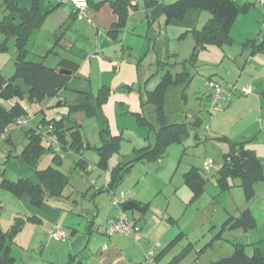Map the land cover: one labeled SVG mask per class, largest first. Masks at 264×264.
<instances>
[{
    "label": "rangeland",
    "instance_id": "374dc122",
    "mask_svg": "<svg viewBox=\"0 0 264 264\" xmlns=\"http://www.w3.org/2000/svg\"><path fill=\"white\" fill-rule=\"evenodd\" d=\"M250 1L238 0L240 4ZM158 2L160 3L159 0ZM253 10L262 15L264 14L263 6L255 4ZM2 14L3 11L0 7V18ZM203 15L209 17V13L205 11ZM250 15L255 18V12ZM187 19L188 14H186L182 21L172 22L166 26L163 17L161 27L157 22L153 25V33L155 37H158L156 43L159 55L167 60L165 61L167 62L164 67L165 70H170L175 75L182 71L183 63L187 60L185 64L189 67L188 69L193 80L188 88L185 89L186 98H183L182 90L177 88L172 93L170 101L175 109L179 106L177 120L189 123L192 121L191 117L193 116H198L201 119V126L197 129L199 140H195L194 131L192 130L182 143L171 144L167 148L165 156L159 161H137L116 191H114L116 196L123 194L122 201L124 202L128 201V198H131L132 194L136 198H140L142 202H149L148 211L138 220V224L141 227L139 231L141 240L139 242H136L132 236L121 234L107 236L105 234L107 227L106 219L108 220L117 213L116 207L112 205L110 193L105 191V178L110 176L113 169L121 162L131 158L133 147L139 146L138 144L142 140L149 144L153 143L151 129L149 126L140 124L137 121V113L127 108L125 113L121 112V114L110 115L109 123L112 126V130H117L116 136L120 137V147L118 153H114L109 157L104 171L98 167L100 158L96 149L101 146L102 142L95 117L87 116L82 112H74L69 116L70 119L79 125L78 132L83 146L81 152H75L72 149L75 130L64 131V143L59 146L61 153L60 163H56L53 160L54 149H51L50 144L45 139L41 141L44 152L40 156L36 168L38 170L52 168L68 178V184L59 199L66 203L69 210L72 209V213L66 214L68 221L64 224L62 223L55 231H62L68 236L72 227L77 228L79 236H83L81 240L79 239L80 244L77 252L78 254H82L83 258L90 255V253H94L99 247L104 246L105 243L106 245L107 243L116 244L126 254L140 253L143 255L145 251L144 254L149 255L152 251V255L155 256L166 244L172 240H176L169 248V250L171 249L170 253L165 254L160 259L161 261H158L159 264L169 262L173 255L179 251L181 252L189 243L192 244L191 249L177 264H192L195 260L199 264H206L218 260L220 256H224L220 254H224L228 247L224 239L215 240V237L220 233L221 223L226 218V216L224 217L225 208L233 210L234 207L244 205L247 202L249 206L256 207V209L263 207V180L254 185L253 196L247 200L243 189L237 186L239 184L238 179L231 180V188L221 192L220 187L215 184L216 182L213 178L217 168L222 163V154L225 150V145L213 139V137L228 133L236 135L249 126L253 127L254 130H258L257 128L261 127L256 124L261 114V109L247 104L245 97L235 96L228 102H220L218 105L219 111L214 110V103L209 98V93H212V91L207 86V78H215L223 84L235 82L239 76L238 74L244 70L242 68L245 61L244 57L241 62L236 63L223 59V52L226 49L236 50L238 54L240 53L236 45L229 47L223 45L222 49L210 47L208 50L198 53L193 61L194 65L191 66V62L188 59L192 54L194 44L192 34L190 31L183 34L180 31V26H178L184 25ZM236 25L232 31L236 30ZM146 26H144V22H136L135 30H137V34L143 33L142 37L134 36L135 40L140 43L136 52L140 57L146 56L145 62L148 64V68H152V63L149 65V62H152L155 53L153 54L151 50L149 53H146V48H141L147 41L151 42L152 38V36L148 38L145 36ZM262 29H264V25ZM130 32L132 33V31ZM162 34L165 35L164 46L161 45L163 40ZM262 35H264V31ZM1 41L2 37L0 35ZM59 49L61 50V48H57L56 50L58 51ZM14 61V46L12 41H9L7 50L0 51V75L5 79H9L15 74ZM45 64L52 66V58H48ZM84 71L92 72V82L96 84V78L99 75L97 70L94 67L91 69L88 64L85 66ZM155 87V81H149L145 87V91H152ZM116 88L114 90H117ZM133 88H137L136 85ZM112 90L110 89L108 98L114 93ZM126 93L132 95L133 91ZM63 98L66 103H72V97L69 92L63 94ZM234 102H237L236 105H234ZM57 103H60V100L57 98L45 97L34 102H29L27 98H24L21 104L26 109L28 115L36 116L35 121L30 122L29 127H35L44 120L58 121L63 116L66 117L68 115L67 105L57 106ZM116 105L120 106V103ZM230 105L233 107L231 110H229ZM151 108L150 104L144 105L143 112L141 113L149 122H152L153 118ZM184 113L187 117H184ZM110 126L108 125L109 131H111ZM7 128L10 129L9 141L0 142V172H3L4 178L8 180L24 177L34 179L33 172L22 162L20 156L28 143L27 129L10 125ZM257 146L262 150V145L259 146L258 144ZM208 159L215 163L210 164V170H205L204 167L208 164L206 162ZM192 166L197 167L202 176L207 180L203 191L194 200H191L190 190L184 184L183 178L185 170H188ZM100 188H103L102 192L97 191ZM215 190L217 191L216 193H221L218 195L216 193H214L216 195L212 194ZM125 213L130 219L132 215L136 216L134 210L125 211ZM169 216H172L175 221L167 220ZM91 220L94 221L93 232L87 240L88 223ZM256 220L257 224L247 231L249 240H252L251 242L264 238V213L261 212V214L256 215ZM214 224L219 227L213 229ZM147 229L152 232L151 236L148 234ZM228 231L226 229L225 238L229 239L235 237L237 234L244 233L241 230H237L238 232ZM181 232L182 234L178 235ZM50 238L53 239L51 244L55 245V247L51 246L43 250L42 257L45 260H48L53 252L59 254V251L61 253L62 250V248L60 249L62 241L56 240L52 236ZM85 246L87 247L86 254L82 251ZM245 250L248 255H251L253 248L249 245L246 246ZM28 254L33 258L37 257L40 259V255L36 252L30 251ZM50 259H54L53 256Z\"/></svg>",
    "mask_w": 264,
    "mask_h": 264
},
{
    "label": "trees",
    "instance_id": "16d2710c",
    "mask_svg": "<svg viewBox=\"0 0 264 264\" xmlns=\"http://www.w3.org/2000/svg\"><path fill=\"white\" fill-rule=\"evenodd\" d=\"M0 7L3 11L0 18V51L8 48V42L12 41L15 51V74L5 79L0 75V132L13 126L15 121L20 118H26L28 113L19 102L27 98L29 102L39 101L45 97L57 98L61 105H67L68 115L60 120H51L40 122L35 127H27L26 130L28 143L21 153V160L33 172L34 179L18 178L15 181L2 179L0 189L6 190L15 197L27 195L30 198L31 205L40 207L48 198H60L65 187L68 184V178L61 172L47 168L38 170L37 164L40 156L44 152L41 141L43 137L36 133V127L45 129L51 128V133L56 137L59 146L64 143V131L75 130L73 136L72 149L75 152H81L82 139L78 132L79 125L70 119L74 112H82L87 116L95 117L100 132L101 146L96 149L100 162L99 169L104 171L107 167L109 157L119 152L120 137L110 134L108 122L102 112V106L109 97L110 89L107 86L101 87L95 94L90 91H75L76 100L73 103H66L61 96V92L68 89L71 76L78 68L74 61L61 59L53 67L45 64L44 57L39 58L33 55L28 44L32 34L38 30L44 23L48 14L41 12L40 0H32L29 8L20 7L18 0H0ZM144 8L154 7L157 0H143ZM108 0H101L93 4V9L97 10ZM255 6V3L252 4ZM113 13L117 16V21L112 24L107 31L111 39H117L118 34L125 27L129 12L137 9L134 0H114L109 2ZM249 4L239 5L235 0H177L172 4L163 5L162 15L165 25L172 21H182L188 10H207L211 18L206 22L202 29L191 30L193 38V50L188 59L191 66L199 52L207 50L209 47L221 48L223 45L233 43L230 37V29L238 16L246 11ZM74 17V14L71 15ZM72 17V18H73ZM63 26L52 36L56 43L63 37ZM249 49L250 54L264 53V38L247 40L241 45V49ZM183 63L181 72L173 75L170 70H166L160 77L156 87L152 91H145V97L140 96L142 106L150 104L153 108L154 123L149 122L141 114H136L137 121L140 124L149 126L154 132V143L147 144L140 148H133L132 156L129 160L121 162L111 172L106 182L105 191H113L122 183L125 176L134 167L137 161L160 160L165 154L167 148L174 143H182L189 136L190 131H194V138L198 141L197 129L201 126V119L198 116L191 117L189 123L177 120L178 112L171 104V95L179 87L182 90V96L185 98V89L192 80L189 67ZM160 64V63H158ZM60 69L70 71L71 76L59 73ZM20 83V84H19ZM126 92L134 90L131 86L122 87ZM264 95V87L262 90ZM15 100L16 102L7 107L3 102ZM36 117V116H35ZM186 117V116H185ZM36 119V118H35ZM35 121V120H34ZM10 135V134H9ZM9 135L4 141H9ZM219 141H225L228 144V151L223 154V162L215 175V182L221 191L231 188L230 181L238 179L239 186L243 189L246 199L249 200L254 193V185L263 179L261 163L256 158L254 152L246 148V142H232L226 137H217ZM63 148V147H62ZM52 149V147H51ZM54 161L60 163L61 153L53 152ZM27 169V170H28ZM3 176V173L0 172ZM184 183L190 189L193 199L197 198L204 189L206 179L202 176L198 168H191L184 174ZM103 188L98 189L102 192ZM148 204H138L137 210L144 213ZM30 222L36 221V218H28ZM37 221H39L37 219ZM24 221L16 218L8 231L4 232L0 228V262L7 264L13 262L10 256V242L14 235L20 231ZM229 227H242L244 230L252 229L254 221L248 211H244L239 219L228 218L222 225V229ZM176 240L172 241L159 255L154 256L158 262L160 257L169 251V248ZM190 244L186 245L178 255H175L169 264H177L186 253L191 249ZM234 250L228 257H223L217 261L208 264H264V256L259 249L253 245L251 255L246 253V246L234 244Z\"/></svg>",
    "mask_w": 264,
    "mask_h": 264
},
{
    "label": "crops",
    "instance_id": "0c3cea01",
    "mask_svg": "<svg viewBox=\"0 0 264 264\" xmlns=\"http://www.w3.org/2000/svg\"><path fill=\"white\" fill-rule=\"evenodd\" d=\"M79 1L81 7L78 8L75 5H73L70 1L40 0L41 12L44 14H48V16L46 17L42 26L32 34V37L28 44V48L30 52L39 58L44 57L45 62L48 58H52L53 67L61 59L71 60L78 64L77 70L71 76L68 89L61 92L62 97L63 94L69 92L72 97V103L77 98L75 91H83V92L90 91L93 94H95L103 86H107L109 89H113L112 91H114V93L111 95L110 98H108V100L102 106V112L105 118L107 119L109 126H110L109 123L110 115L113 116L116 113L121 114V112L125 113L127 108H130V110L135 113L141 114L143 112L144 106H142V101L140 96H143L144 99L145 97L144 92L147 83L149 81L150 82L155 81V86H156L160 80V77L166 71L164 67L167 63L165 61L167 60L159 55V52L157 50L158 46L156 43L157 41L156 39H158V37H155L153 33V25H155V23L157 22L161 27L163 21V15H162L163 5L172 4L177 0H159L160 3L158 2L154 7L147 10L144 8L143 0H134V3L137 5V9L129 12L125 27L118 34L117 39H111L107 34V31L110 29L112 24L117 21V16L113 13L112 9L109 6V2L114 0H108L107 3H104L97 10L93 9V4L101 0H79ZM235 1L239 5L249 4L246 11L238 16L232 28L230 29V37L233 43L231 45H226L228 47L232 45H236L237 48L240 50V53L238 54L236 50L232 51L231 49H226V51L223 52V59L229 60L232 63H236V62H241L242 58L244 57L245 61L242 67L244 70L243 72H240L238 74L239 76L235 80V82H226L225 84H223L218 80H216L215 78H211V77L207 78V81L216 82L224 87L227 85H236L237 87H245V86L251 87L252 93L248 96H242V97L246 98L245 102L250 106L252 107L256 106V108L259 107L261 109V114L256 121V124L261 127L257 128L258 130H254L253 127L251 128L249 126L248 128L245 127L243 130L240 131V133H237L236 135L234 134L232 135L231 133H228L226 135H217L213 137V139L217 140L216 139L217 137L224 136L232 142L245 141L246 148L252 150L258 161L261 163L262 176H263L262 180L264 181V113H263L264 95H262V90L264 87V53L260 52V53L250 54L249 49L247 48L241 49V45L245 43L247 40L264 38V35H262L264 31V29H262V26L264 25V14L262 15L261 13H258L253 10V8H255V6L252 5L253 3H255L254 0H251L250 2H243L242 4H240L238 0ZM18 3L20 7L29 8L31 6L32 0H18ZM262 6L264 8V5ZM204 11L209 13V17L203 15ZM253 12H255L254 15L255 18H253L252 15H250ZM73 14L74 17L71 16ZM186 14H188V19L187 21H185L186 23H184V25L182 24L178 25L180 26V31H182L183 34L193 29L196 30L202 29L203 26L206 24V22L211 18V14L207 10L190 9L187 11ZM137 21L144 22V26H146V22H147V26H146L147 30H145L146 31L145 36L147 38L149 36H152L151 42L147 41V43H145L143 47H141L143 49L146 48L145 51L146 53H149L150 50L152 51L153 54L155 53L152 62H149V65H151L152 63V68H148V64L145 62L146 56L143 55L142 57H140L136 52L138 51V45H140V43L135 40L134 36L142 37L141 35L143 34L142 33L138 35L137 30H135V25ZM172 22H177V21H172ZM172 22H170V24ZM235 25L237 26L236 30L232 31ZM62 26L64 30L63 37L58 41V43H56L55 41H52L54 40L52 35ZM130 31H132V33ZM80 37L83 39H81ZM162 38L163 40L161 42V45L164 46V42H165L164 34H162ZM167 38L169 41L170 40L169 36ZM57 48H61V50L59 49L57 51L56 50ZM222 48L223 47H221V49ZM88 64L91 67V69L92 67H94L97 70V73L99 74L98 77L96 78L97 79L96 84H93L92 82L93 75L92 72H89L90 70L83 72L85 66ZM148 79L150 80L148 81ZM134 85H136L137 88H134V90H132L133 91L132 95H128L126 91L122 89V87L124 86L134 87ZM115 88L117 90H114ZM210 95L211 92L209 93V98ZM15 102H16L15 100H10L8 102H3V104L6 105L7 107H11ZM117 103H120V106L116 105ZM236 103L237 102H234V105H236ZM19 105L24 110H26L22 106L21 102H19ZM232 108L233 107H231L230 105L229 110H231ZM176 111L177 112L179 111V106L177 107ZM151 112L153 116L152 122L154 123L153 108H151ZM185 116L187 117V115ZM111 127L112 126H110L111 135L116 136L117 130L116 131L112 130ZM151 132L154 143V138H155L154 132L153 130H151ZM219 142H222V144L225 145V150L223 154L226 153L228 151L227 142L225 141H219ZM147 144L149 143H146L144 142V140H142L140 144H138L139 146L136 145L133 148H140ZM256 144L257 145L259 144V146L262 145V150H260V148ZM221 151H223V149H221ZM206 162L210 164L215 163L214 161L212 162L209 159ZM222 162H223V158H222ZM219 167L217 168L215 175H217V171ZM191 168H197V167L192 166ZM191 168L185 170L183 176ZM215 175L213 176V178L215 177ZM2 179H6L4 178V174L3 176L0 175V181ZM108 179L109 176L105 178V181L107 182ZM9 181H15V180H9ZM230 184L232 185L231 181ZM237 186H239V184ZM116 189L114 191H116ZM216 192L217 191L215 190L212 192V194ZM221 192H218L216 194L218 195ZM190 193H191L190 194L191 200H194L191 191ZM128 199L129 200L126 202H133L136 205L148 204V208L144 213H141L139 210H134L136 216L135 215L131 216V220L134 221L141 229L140 225L138 224V220H140L148 211L149 202H142V200L140 198H136L134 194H132V197ZM263 200H264V195H263ZM248 204L249 203L247 202L244 205L234 207L233 210L225 208L224 217L226 216V218L221 223L219 235L215 237L216 238L215 240L224 239L225 244H227L228 246L224 254H220V255H224L222 257L220 256V258L230 256L234 250V246H233L234 244H242L245 246L250 245L252 246V248L253 245H255V247L258 248L260 253L264 256V238L251 242L252 240H249L248 238L249 235H247V231L249 229L244 230L242 227H236V228L229 227L226 229H228L230 232L233 231L238 232L237 230H241L242 232L244 231V233L240 235L237 234L235 237L229 239V238H225L226 229L224 228L222 229V225L228 218L232 217L235 219H239L244 211H248L252 220L254 221V225L257 224L256 215L261 214V212L264 213V203H263V207H261L260 209H256V207L253 208ZM67 213H72V209L69 210V207L66 205V203L62 202V200L59 198H55V197L48 198L44 202V204H42L40 207H34L31 205L30 198L27 195H23L18 198L6 190L0 189L1 230L4 232L8 231L16 218H20L24 221L22 228L14 235L13 239L10 242V256L11 258H13V262H9L7 264H141L142 263L145 255L144 254L145 251L143 252V255H141L140 253L126 254L125 252H123V250L120 247H118L114 243H107V245L105 243L104 246L99 247L94 253H90V255H88L87 257L84 256L83 258V255L78 254L77 252V248L80 244L79 239L81 240L83 236H79V231L75 227L71 228V230L69 231V235L66 236L65 239L59 240L62 241L60 245L61 246L60 249L62 248L61 253L60 251L59 254L53 252L51 256H53L54 259H50L51 256H49L50 260L49 259L45 260V258L42 257L43 250L51 246L55 247V245L51 244L53 240L50 238L51 233L55 231L58 227H60L62 223L64 224L66 221H68L67 220L68 217L66 215ZM115 215H113L112 217H114ZM80 216L83 217L82 215ZM32 217L36 218V221L30 222L28 220V218H32ZM112 217H110L108 220L106 219L107 223ZM37 219L39 221H37ZM167 220L173 222L175 221L172 216H169ZM88 224L89 225H88L87 240L88 238H90L89 236L93 232L92 228L94 226V221L91 220L89 221ZM217 227L219 226L215 224L213 225V229H217ZM148 234L151 236L152 232L148 230ZM180 234H182V232L179 233L178 235ZM172 241L166 244L156 255H159L166 247L170 245ZM189 244L192 245L191 243ZM103 247L105 248L103 249ZM86 249L87 247L85 246L84 250H82L84 251L83 253L85 254H86ZM30 251L38 253L40 255V259L37 257L33 258L30 254H28ZM170 251L171 249L168 252L164 253L160 257V259L165 254L170 253ZM179 253L180 251L175 255H178ZM175 255H173L170 261L167 262L166 264H169ZM18 257L20 258L18 259ZM160 259L158 261H161ZM0 264L3 263L0 262ZM157 264H159V262H157ZM192 264H199V262L195 260L192 262Z\"/></svg>",
    "mask_w": 264,
    "mask_h": 264
},
{
    "label": "built area",
    "instance_id": "2783aa9c",
    "mask_svg": "<svg viewBox=\"0 0 264 264\" xmlns=\"http://www.w3.org/2000/svg\"><path fill=\"white\" fill-rule=\"evenodd\" d=\"M64 1H70L76 7L78 8L81 7L79 0H64ZM254 2L255 4L261 6L264 5V0H254ZM207 86L212 91L210 98L214 103L215 111H219L218 105L222 101L228 102L232 97H235L237 95L248 96L252 93V89L249 86L237 87L236 85H227L224 87L213 81H208ZM35 118H36L35 115H28L26 118L17 119L13 124V126L21 129L27 128L29 127L30 122L34 121ZM9 132H10L9 128H6L2 132H0V142L4 141L8 137ZM36 133L42 136L43 139H45L50 144V146L55 150L56 153L60 154L58 141L56 137L51 133V128L45 129L40 125L36 127ZM210 167L211 165L210 163H208L204 169L209 170ZM109 193L111 196L112 205L116 207L117 213L114 217H112L108 221L107 227L105 229V234L107 236H111L114 234L132 236L136 242H139L141 239V236L139 234L140 228L134 221L128 218L125 211L122 209V205L124 204V201H122L123 194L116 196L115 192L113 191H109ZM51 236L56 240H61L66 238V234L62 231H53L51 233ZM141 264H157V261L155 260V257L151 253L149 255H144Z\"/></svg>",
    "mask_w": 264,
    "mask_h": 264
},
{
    "label": "water",
    "instance_id": "95a60500",
    "mask_svg": "<svg viewBox=\"0 0 264 264\" xmlns=\"http://www.w3.org/2000/svg\"><path fill=\"white\" fill-rule=\"evenodd\" d=\"M59 73L61 74H65V75H68V76H71V72L70 71H67L65 69H60L59 70ZM57 106H60V103H57ZM122 209L124 211H129V210H137V205L133 202H126L122 205Z\"/></svg>",
    "mask_w": 264,
    "mask_h": 264
}]
</instances>
